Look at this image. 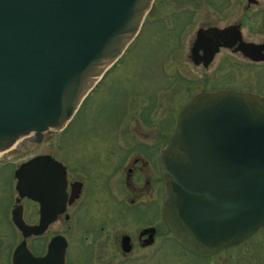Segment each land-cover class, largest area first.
Listing matches in <instances>:
<instances>
[{
  "label": "water",
  "instance_id": "obj_1",
  "mask_svg": "<svg viewBox=\"0 0 264 264\" xmlns=\"http://www.w3.org/2000/svg\"><path fill=\"white\" fill-rule=\"evenodd\" d=\"M152 1L0 0L2 156L67 125L136 37ZM208 32L215 41L204 48V62L219 45L235 43L243 57L264 61V41H243L236 27L197 37ZM46 161L51 171L55 161L46 155L15 169L19 197L41 202L52 185ZM159 162L162 220L186 248L213 253L264 229V96L231 89L194 94L178 112ZM13 220L24 233L47 223L41 214L39 225L27 226L19 211Z\"/></svg>",
  "mask_w": 264,
  "mask_h": 264
},
{
  "label": "flooded vegetation",
  "instance_id": "obj_2",
  "mask_svg": "<svg viewBox=\"0 0 264 264\" xmlns=\"http://www.w3.org/2000/svg\"><path fill=\"white\" fill-rule=\"evenodd\" d=\"M155 1H152L150 13ZM156 5L158 10H165V6L170 8L166 17L171 31L177 28L174 35L177 40L180 27L193 26L183 55L185 62L198 72L197 78L176 71L170 74V83L178 80L183 84L165 88V103L175 106L176 96H179L182 108L194 94L219 89L264 96L257 88L251 90L252 85L257 86L255 77L253 82L240 87L227 81L231 77L229 72L222 73L226 64L236 63L227 61L229 57L251 67L264 61L243 57L234 49L235 43L231 47L219 45L211 59L204 62V48L215 39L209 32L197 37L198 31L236 27L243 41L263 42L264 35L250 39L243 34L241 10L264 22V0H157ZM158 10L153 15V23L165 25L163 13ZM220 54L224 59L217 62ZM181 94L187 97L182 99L185 96ZM157 101L159 104L162 100ZM177 114L167 111L162 117L157 114L140 118L146 128L143 130L101 132L100 137H93L97 138L93 140L95 144L87 146L80 142L73 153H68L64 147L57 153L47 148L30 153L19 162L13 161L20 152L28 150L29 145L37 144L27 143L25 149L17 147L13 153L1 154L0 264H175L177 252L186 257L183 262L180 260L181 264H264V229L213 253L200 254L186 248L165 227L161 214L164 186L159 157ZM64 138L61 137L58 144L63 143ZM46 139L43 135L41 141ZM98 143L101 145L96 146ZM40 155L55 161L51 171L50 161L42 165L48 169L44 174L52 177V185L43 188L41 202L31 196L19 197L14 176L22 162ZM57 164L64 171L62 187L59 186ZM29 175L32 176V171ZM17 211L27 226L39 225L41 214L47 223L42 230L24 233L13 220ZM124 223L128 224L127 230L114 228Z\"/></svg>",
  "mask_w": 264,
  "mask_h": 264
},
{
  "label": "rangeland",
  "instance_id": "obj_3",
  "mask_svg": "<svg viewBox=\"0 0 264 264\" xmlns=\"http://www.w3.org/2000/svg\"><path fill=\"white\" fill-rule=\"evenodd\" d=\"M156 2L157 0L154 3L153 11H151L153 14L150 13L151 5L145 15L144 25L142 23L143 28L128 45L126 53L114 64L113 68L102 76L68 126L64 130H60L61 133H59L60 131L45 133L46 140L29 145L28 150L20 152L13 161L19 162L30 153L41 152L47 148L57 153L58 150L61 151L60 147H64L68 153H73L75 148L80 146V142L88 146L90 143H94L93 140H97L93 137H100L101 132L143 130L146 128L141 120L145 119L147 115L155 117L159 114L162 117L167 111L176 114L181 110V97L179 96H176L175 106L165 103L167 93L165 88L171 84H176V87L183 84L178 80L170 83L168 77L175 71L191 78L198 76V72L185 62L183 55L186 50L187 38L193 30V26L180 27V38L177 40L174 38L177 28L171 31L172 26L166 17L170 8L165 6V10H158ZM157 10L163 13L165 25L153 23V15ZM241 22V30L248 38L254 39L264 35V22L261 19L257 20L253 15H247L241 10ZM223 59L222 54L216 57L217 62ZM227 61L237 63L226 64L222 69V73H230L231 77L227 79L229 83L244 87L249 84V81L253 82L255 77L257 86L252 85L253 89L251 90L256 91L257 88L264 95V63L251 67L235 58L229 57ZM161 68H163V72H161ZM165 79H168V83ZM179 93L177 94L179 95ZM181 96H185L182 98L184 99L187 94H181ZM159 99L162 101H159L158 104L157 100ZM61 137H65L63 143L58 144ZM100 145L98 143L96 146ZM127 225L119 224L114 228L127 230ZM174 259L175 264H181L180 260L183 262L186 257L177 252ZM162 264L173 263L162 262Z\"/></svg>",
  "mask_w": 264,
  "mask_h": 264
},
{
  "label": "trees",
  "instance_id": "obj_4",
  "mask_svg": "<svg viewBox=\"0 0 264 264\" xmlns=\"http://www.w3.org/2000/svg\"><path fill=\"white\" fill-rule=\"evenodd\" d=\"M125 53H126V52H125ZM125 53H124V54H125ZM113 66H115V65H113ZM113 66H112V67H113ZM83 104H84V102L82 103V105H83ZM80 109H81V108H80ZM80 109H79V111H80ZM79 111H78V112H79ZM78 112H77V113H78ZM77 113L75 114V117H76Z\"/></svg>",
  "mask_w": 264,
  "mask_h": 264
},
{
  "label": "bare ground",
  "instance_id": "obj_5",
  "mask_svg": "<svg viewBox=\"0 0 264 264\" xmlns=\"http://www.w3.org/2000/svg\"><path fill=\"white\" fill-rule=\"evenodd\" d=\"M13 147H15V144L11 146V148H13ZM1 154H2V153H0V155H1Z\"/></svg>",
  "mask_w": 264,
  "mask_h": 264
}]
</instances>
